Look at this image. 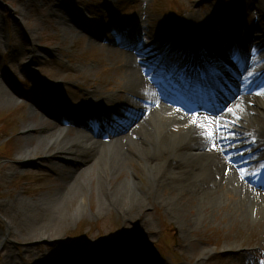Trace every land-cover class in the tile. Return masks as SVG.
<instances>
[{
	"label": "rangeland",
	"instance_id": "rangeland-1",
	"mask_svg": "<svg viewBox=\"0 0 264 264\" xmlns=\"http://www.w3.org/2000/svg\"><path fill=\"white\" fill-rule=\"evenodd\" d=\"M88 1L91 6L85 0H0V83L14 100L0 99V264L7 262L8 255L16 258V264H57L65 259L70 263L90 256L104 264L112 263L115 255L124 258L118 264H130L124 250L115 249L122 240H134L149 249L148 254L160 264H232L241 254L260 263L264 260V221H246L229 197L205 216L195 213L201 218L199 228L185 234L183 223L165 205L168 191L160 202L149 204L145 214L133 212V217L131 205L112 204L99 212L93 189L96 174L91 172L81 178L75 196L63 191V209L23 211L24 205H38L44 196H54L64 184L62 189L67 188L62 154L56 152L59 147L38 146V131L28 133V126L47 113L51 121L44 119L65 130V140L80 144L82 141L74 140L78 134L89 135L72 119L75 110L62 109L52 101L51 86L59 89L73 109L86 101L108 99L105 107L117 117L111 118L114 124L95 140L123 138L138 123L132 125L134 115L127 114L132 106L120 91L128 72L129 51L116 47L108 32L115 20H125L127 28L135 31L156 34L166 24L186 21L195 14L206 36L209 31L219 34L228 30L231 46L236 38L247 41L254 27L264 29V0ZM250 2L260 4L263 10L253 11ZM26 152L31 153L28 159L21 158ZM236 157L231 161L238 166L242 161ZM136 173L137 182L144 185L147 175ZM122 178L127 179L125 175ZM142 192L141 188L137 195ZM254 192L264 204L263 190ZM11 226L15 237L7 232ZM74 238L77 240L72 241ZM156 245L163 251L162 261Z\"/></svg>",
	"mask_w": 264,
	"mask_h": 264
},
{
	"label": "bare ground",
	"instance_id": "bare-ground-1",
	"mask_svg": "<svg viewBox=\"0 0 264 264\" xmlns=\"http://www.w3.org/2000/svg\"><path fill=\"white\" fill-rule=\"evenodd\" d=\"M249 5L253 11L258 13L263 10L258 3L250 2ZM241 8L240 5L238 9ZM201 26L199 18L193 14L185 22L166 24L160 33L147 34L145 33L147 31L139 29L133 30L129 37L127 36L124 47L129 50L125 67L128 72L122 80L124 84L120 91L126 94V102L132 106H128V113L134 115L131 119L132 125L138 122L130 135L123 138L112 137L103 141L87 136L82 137L79 133L74 140L82 142L76 144L65 140V130L52 127V123L44 119L45 115L28 126V133L33 135L38 131L35 138L38 146L43 145L46 149L52 146L59 147L56 152L62 154V158L61 156L59 158L65 166L66 172L63 174L66 177L67 188L62 189L64 184L60 191L56 190L57 193L54 196H44L38 205L25 206L24 203L19 205V207L24 205L23 211L36 207L48 210L63 209L64 205L61 203L63 191L72 197L75 196L78 189L77 184L81 178L94 172L96 184H93V189L98 196L99 212L107 211L108 204H112L115 207L131 205L130 214L133 217L135 216L133 212L145 214L148 205L160 202L164 193L168 191L169 200L167 204H164L167 205L168 211L170 209L171 215L177 217L180 224L183 223L182 228L185 234L199 228L201 218L198 216H205L204 213L208 210L215 211L220 201L227 197L243 214L246 221L251 222V219H256L255 222L264 221L263 199L259 198L260 195H253L251 191L254 189L253 185L242 176L249 172L251 174L257 172L258 176H264V54L263 44L260 42L264 39V29L254 27V30L249 33L251 38L247 39V43L250 45L253 43L258 48L249 50L246 57L240 59L243 69L247 70L245 76L238 75L231 69L228 70L229 79L226 80L227 88L224 90L223 97L215 93L213 96L211 91L206 92L203 88V90L193 89L187 96L179 92L183 97L177 99L173 94L178 89L175 79L179 77L172 79L173 76L169 74L168 77H161L163 79L156 85L154 83L157 78H154V73L157 70L154 71V66L150 70V64L147 66L142 64L143 61L152 58L153 50L161 54L163 49L160 46L164 43L167 45L163 51L165 58L169 57L170 49L177 47L181 49L180 40L187 42L192 51L199 50V44L206 37ZM209 33L206 42L207 44L212 42V48H219L229 40L222 38L220 33L214 34L212 31ZM137 39L142 41L140 46ZM242 39L245 40V38ZM151 44L154 46L148 49ZM228 48L225 49L228 50ZM181 50L184 54L186 53L184 49ZM187 54L190 56L186 59L193 62L190 68L195 71L201 70L204 77H202V82L206 86L210 82L213 83L214 78L218 76L217 72L205 68V64H199L200 58L188 52L185 55ZM235 55L236 53H233L231 56ZM216 59L217 56L214 53L210 59L211 63ZM183 73L182 70L179 76ZM169 79L172 80L169 81ZM191 83L190 80L189 86ZM214 84L219 87V82ZM237 87L243 92L241 95L246 97L244 103H235L236 96L240 95ZM186 89L190 90L188 86ZM94 93L99 94L98 91ZM208 93V97L220 98L218 105L214 107L219 110L226 109V113L209 115L202 112L203 101ZM2 96H6V101H14L0 83L1 100H3ZM162 97L168 99L169 104L160 102ZM188 99L190 103L194 102V106L187 104ZM178 106L193 113L186 115L177 109ZM210 110L213 112L216 109L211 108ZM91 112L92 114L99 113L93 109ZM217 129H219V134L213 136V132ZM106 149L108 152L105 151ZM32 151L34 153V150ZM95 154H99L97 159H95ZM234 154L247 155L246 164L234 165L231 161ZM30 155V152H26L21 158L28 159ZM51 160H56V158ZM136 171L147 175L144 185L137 182ZM123 175L126 176V180H123ZM141 188L143 189L142 195L138 196L137 193L141 191ZM253 221L251 223H255ZM13 229L11 226L7 230L10 237H15ZM46 239L49 240V238ZM122 242L123 244L120 245L124 249L140 246L134 240L131 243L127 240V243L124 240ZM239 258L232 264H255L253 258L246 254H241ZM15 259L13 255H8L7 262L4 263L16 264ZM61 262L63 263L58 264H65L64 261ZM87 263L94 264L95 260L89 259ZM134 263L159 264L157 260L147 258V255L138 256Z\"/></svg>",
	"mask_w": 264,
	"mask_h": 264
},
{
	"label": "snow or ice",
	"instance_id": "snow-or-ice-1",
	"mask_svg": "<svg viewBox=\"0 0 264 264\" xmlns=\"http://www.w3.org/2000/svg\"><path fill=\"white\" fill-rule=\"evenodd\" d=\"M233 58H234V59H239V56L237 55V56H234ZM229 111H231V109H229ZM237 119H238V117H237ZM218 134H219V129H217V130H215V131L213 132V136L218 135Z\"/></svg>",
	"mask_w": 264,
	"mask_h": 264
}]
</instances>
